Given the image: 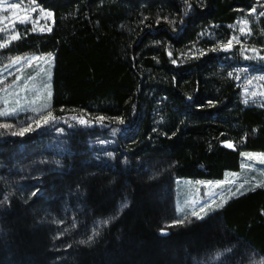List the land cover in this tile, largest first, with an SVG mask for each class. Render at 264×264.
<instances>
[{"label":"trees","instance_id":"obj_1","mask_svg":"<svg viewBox=\"0 0 264 264\" xmlns=\"http://www.w3.org/2000/svg\"><path fill=\"white\" fill-rule=\"evenodd\" d=\"M189 2L185 15L184 0H36L52 30L18 27L0 48V66L53 62L50 108L0 117L19 123L0 128V264H264L260 180L173 223L177 179L220 180L264 153V97L243 95L264 78V0Z\"/></svg>","mask_w":264,"mask_h":264},{"label":"rangeland","instance_id":"obj_2","mask_svg":"<svg viewBox=\"0 0 264 264\" xmlns=\"http://www.w3.org/2000/svg\"><path fill=\"white\" fill-rule=\"evenodd\" d=\"M13 3L21 4V8H10L9 5ZM33 7L36 8L34 12L30 11ZM24 9L29 10L28 14L30 18L27 22L21 23L17 17L24 15ZM40 9L41 7L33 4L31 0H0V29H3V31H0V43L5 40L15 41L11 38L13 34V22L16 32H18V27L26 25L31 27L32 32H41V27L49 28L52 17H47L46 13H41ZM38 17L39 20L37 21ZM239 23L238 26L241 27ZM33 28H35V31H33ZM234 43L235 41L233 45ZM241 54L246 57H255V53L251 50L246 52L244 49ZM35 57H42V59L37 60ZM17 58H19V62H14ZM52 64V55L48 54H25L6 57L1 61L0 111L5 109L11 110L12 108H17L18 105L19 109L14 115L0 117H16L27 113L26 115L32 121L43 115L42 110L45 108L49 98L47 93L50 91L49 80ZM255 82L257 83L247 88V92L244 90L243 95L245 99L251 100L257 97H264L260 95V93H264V78H260ZM253 91L256 92L255 97L252 96ZM262 99L264 100V98ZM3 123H9L14 127L19 125L18 122L12 123L8 121ZM256 180H260V184H264V164L260 163L255 157L249 159L244 155H241L239 170L226 172L220 180L202 182L200 180L185 178L177 179L174 185L176 212L183 220L185 217L187 219L196 218L192 215L193 211L203 215V213H200V208L207 204L211 210L205 209V211L210 213L217 210V205H220L222 201L226 202L227 199L234 196L232 193H236L237 189L242 191L245 186L254 183ZM226 197L227 199H225Z\"/></svg>","mask_w":264,"mask_h":264},{"label":"snow or ice","instance_id":"obj_3","mask_svg":"<svg viewBox=\"0 0 264 264\" xmlns=\"http://www.w3.org/2000/svg\"><path fill=\"white\" fill-rule=\"evenodd\" d=\"M35 2H36V0H33V4H35ZM184 3L186 5V7H185V15H187L188 11H190L192 9V5L189 2V0H184ZM9 7L13 8V9H20L21 8V4L13 3V4H10ZM23 11H24V15H21V16L17 17V19H19L21 23L27 22L29 20V18H30L29 14H28L29 10L28 9H24ZM30 11L34 12V11H36V8L33 7V8L30 9ZM40 11H41V13H46L47 17H54V13L52 11H50V10L41 8ZM252 11H255V8H253ZM259 15L264 16V12L259 13ZM38 20H39V17L37 18V21ZM157 22H159V21H157ZM170 22H172V21H170ZM241 23L244 24V25H247L248 24V20L244 19V20L241 21ZM14 29H15V24L13 22V34H12L11 38H12V40H18V39H20V33L16 32ZM51 30L52 29L50 27L49 28H44V27L40 28L41 32H44V31H49L50 32ZM0 31H3V29H0ZM33 31H35V28H33ZM240 32L241 33H245V32L251 33V29L250 28H246V27H241L240 28ZM234 41L236 43H242V41H240V39L238 37L233 36L231 39H229L227 41L226 44L224 42H222V41L220 42V44H221V47H223L225 50H227V49H231L233 47V42ZM10 43H11V41L5 40L4 42L0 43V48H4L5 46H7ZM250 50L253 51V52H256L255 48L250 49ZM189 51H191V50H189ZM168 54H169L170 57L172 56V52L171 51H169ZM48 55H51V54H48ZM181 55L183 56L184 53H181ZM193 55H195V53H193ZM35 59L40 60V59H42V57H35ZM14 62H19V58H17V60L14 61ZM29 63H31V61H29ZM172 63H174V64L177 63L176 59H173ZM229 75H231V73ZM30 79H32V78L30 77ZM237 79H239V77H237ZM248 83L251 84V81H248ZM247 91H248V89L245 88V92H247ZM47 95L50 98L51 95H52L51 91H48ZM260 95L264 96V93H260ZM252 96L255 97L256 96V92L253 91L252 92ZM248 102H249L248 100L244 101L245 104H247ZM5 103H7V101H5ZM50 106H51L50 104L45 105V107H49V108H50ZM18 109H19V105L17 106V108H12L11 110H8V109L2 110V111H0V116L7 117V116L14 115L18 111ZM38 111H39V109H38ZM50 119L51 120H55L56 119L52 115L51 111H49L47 113V115L43 117L42 122L44 124H47ZM73 119L79 120V122L81 124H90L91 123V121L85 120L83 117L73 116ZM97 119L100 120V121H103L105 118L103 116H101V117H98ZM33 122L36 123L37 127L40 126V123H41L40 121H33ZM0 127L4 128V129H11L13 126L11 124H9V123H3V124H0ZM31 130H32L31 124H29L27 127L20 128L18 132L13 131L11 134L12 135L23 136L25 134V132H28V131H31ZM223 143L229 148L234 147L233 143L230 142V141H224ZM242 155L248 157L249 159H251L252 157H255L256 159H258L260 161V163L264 164V153H258V154H256V153H242ZM57 163H59V162L57 161ZM208 183H211V182H208ZM239 193H240V189H237L236 193H232V195H236V194H239ZM5 199H7V197H5ZM224 202L225 201H222L220 205H217V207L223 206ZM122 207H127V204L122 205ZM205 209H209V206L207 204H205L203 207L200 208V213H203V215H200V214H198L195 211H193L192 215L195 216L197 219H203L204 216H206L208 214V212L205 211ZM209 210H211V209H209ZM185 220H187V217H185ZM185 220H177V221H173V223L183 224L185 222ZM109 222H110L109 220H104L102 223L104 225H107ZM189 222H191V221H189ZM161 231L164 232L165 229H161ZM94 235H99V231H94ZM92 239H93V237L89 236L87 240H82V241H80V243L81 244H88L89 242L92 241Z\"/></svg>","mask_w":264,"mask_h":264}]
</instances>
